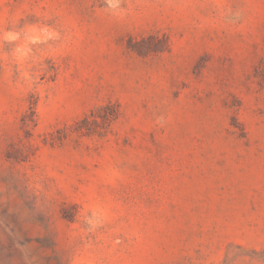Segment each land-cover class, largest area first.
I'll return each instance as SVG.
<instances>
[{
  "label": "rangeland",
  "instance_id": "obj_1",
  "mask_svg": "<svg viewBox=\"0 0 264 264\" xmlns=\"http://www.w3.org/2000/svg\"><path fill=\"white\" fill-rule=\"evenodd\" d=\"M0 264H264V0H0Z\"/></svg>",
  "mask_w": 264,
  "mask_h": 264
},
{
  "label": "trees",
  "instance_id": "obj_2",
  "mask_svg": "<svg viewBox=\"0 0 264 264\" xmlns=\"http://www.w3.org/2000/svg\"><path fill=\"white\" fill-rule=\"evenodd\" d=\"M112 114V113H111ZM111 116H114V114L113 115H111Z\"/></svg>",
  "mask_w": 264,
  "mask_h": 264
}]
</instances>
